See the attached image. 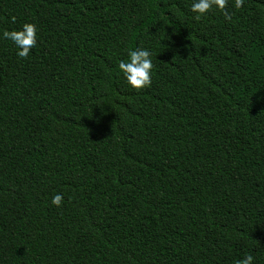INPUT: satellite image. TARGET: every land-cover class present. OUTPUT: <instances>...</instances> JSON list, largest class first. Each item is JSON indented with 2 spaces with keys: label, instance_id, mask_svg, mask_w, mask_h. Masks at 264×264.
Segmentation results:
<instances>
[{
  "label": "trees",
  "instance_id": "obj_1",
  "mask_svg": "<svg viewBox=\"0 0 264 264\" xmlns=\"http://www.w3.org/2000/svg\"><path fill=\"white\" fill-rule=\"evenodd\" d=\"M192 2L0 0V264H264V0Z\"/></svg>",
  "mask_w": 264,
  "mask_h": 264
},
{
  "label": "clouds",
  "instance_id": "obj_2",
  "mask_svg": "<svg viewBox=\"0 0 264 264\" xmlns=\"http://www.w3.org/2000/svg\"><path fill=\"white\" fill-rule=\"evenodd\" d=\"M227 0H193L191 11L196 13L195 19H200L213 7L223 10ZM244 0H234V7L240 8ZM4 39L10 40L17 49V55L26 58L31 49L37 44V27L34 23H24L19 29L3 30L0 33ZM124 80L134 89H142L152 83V53L146 48H136L128 52L127 60H121L118 65ZM63 196L56 193L51 203L60 206ZM236 264H254V257L247 255Z\"/></svg>",
  "mask_w": 264,
  "mask_h": 264
}]
</instances>
